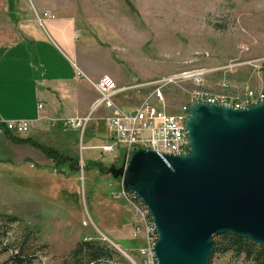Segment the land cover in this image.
I'll use <instances>...</instances> for the list:
<instances>
[{
	"label": "rangeland",
	"instance_id": "obj_1",
	"mask_svg": "<svg viewBox=\"0 0 264 264\" xmlns=\"http://www.w3.org/2000/svg\"><path fill=\"white\" fill-rule=\"evenodd\" d=\"M46 20L73 25L70 43L78 54L70 58L87 75L117 76L118 109L153 102L155 89L169 113L192 103L197 89L225 91L239 100L246 92L264 91V0H0V45L27 43L33 53L28 32L55 38ZM56 50L47 49L50 64L66 69L59 60L70 65L69 60ZM197 73L200 81L182 77ZM85 77L78 84L85 86ZM83 88L84 99L98 98ZM104 109L90 112L84 132L64 128L63 119L44 117L29 133L10 134L52 148L61 157L56 160L0 129V212L38 230L45 249L34 264H69L76 243L91 239L115 251L112 260L100 264H142L144 242L131 233L135 212L113 198L121 180L110 170L123 163L121 152L101 158L89 148L99 143V116H108ZM62 158L78 162V168L65 161L56 166ZM5 258L0 256V264ZM210 264L250 263L227 253Z\"/></svg>",
	"mask_w": 264,
	"mask_h": 264
},
{
	"label": "water",
	"instance_id": "obj_2",
	"mask_svg": "<svg viewBox=\"0 0 264 264\" xmlns=\"http://www.w3.org/2000/svg\"><path fill=\"white\" fill-rule=\"evenodd\" d=\"M186 113V156L133 150L110 170L148 210L157 264H208L220 234L264 246V101Z\"/></svg>",
	"mask_w": 264,
	"mask_h": 264
},
{
	"label": "built area",
	"instance_id": "obj_3",
	"mask_svg": "<svg viewBox=\"0 0 264 264\" xmlns=\"http://www.w3.org/2000/svg\"><path fill=\"white\" fill-rule=\"evenodd\" d=\"M44 15L48 16L49 14L45 13ZM80 75L85 77L82 73ZM200 75L199 73L184 74L182 77L193 76L200 81ZM86 80L98 96L93 104V111L97 108L112 111L111 115L105 119L108 141L100 148L102 155L121 152L120 157L125 160L133 150L140 149L153 151L160 156L179 157L188 154L189 146L185 126L186 107H182L179 113H169L164 106L162 94L158 89H155L152 95L153 102L144 101L131 110H121L114 104V96L118 90L110 77L103 76L96 82L88 78ZM191 95L192 102L202 101L235 109L249 108L264 101V91L246 92L241 100L229 97L225 91L210 93L197 89ZM90 115L89 113L84 117L65 118L62 120V125L67 129L84 132L90 121ZM0 125L3 126L2 130L21 135L30 130L31 122L20 119L0 121ZM113 198L127 202L135 212L137 219L131 233L135 239H142L144 242L140 250L142 264H157L153 252L157 232L146 207L133 194L124 190L122 182L119 191L113 194ZM104 239L109 242L107 238Z\"/></svg>",
	"mask_w": 264,
	"mask_h": 264
},
{
	"label": "crops",
	"instance_id": "obj_4",
	"mask_svg": "<svg viewBox=\"0 0 264 264\" xmlns=\"http://www.w3.org/2000/svg\"><path fill=\"white\" fill-rule=\"evenodd\" d=\"M67 20L68 18L64 22H68ZM46 21L50 22L48 27L55 34V38L50 35L51 41H48L40 32H37V37L28 32L32 40L30 42L31 47H34L33 53L29 51L27 43L0 45V121L28 120L31 122L28 133L32 127L41 123L44 117L62 120L70 117L87 116L93 111V104L97 98L89 100L82 97L85 89L83 87L93 91L94 89L88 84L86 79L83 82L85 86L78 84L80 79H83L80 73L93 82H96L103 76H109L101 74L97 77H90L72 62L71 58H76L78 54L75 45L70 43L73 41L72 33H70L73 25L55 24L51 22L53 20ZM72 32H75V29ZM55 48L58 53H62L69 60L71 66L61 59L59 61L67 66L66 69L62 68L59 70L54 64H50L47 49L52 52ZM56 51L55 53L59 55ZM25 68L28 69L27 73H25ZM31 69H33V75L31 76L33 80L29 77ZM111 75L113 78L109 77L115 82L114 79L117 76ZM133 108H128L127 110ZM119 109L123 110L122 108ZM104 110L108 112V116L111 115V110ZM108 116L107 114L99 116L100 121L98 124L102 127V130L99 131L101 133L99 135V143L96 146L89 147L98 150L101 158L104 155L101 154L100 148L108 141V130L105 125V119ZM23 139L32 140L30 137ZM119 160L124 161L121 157H119ZM97 170L99 171V169ZM132 217L136 218L135 213Z\"/></svg>",
	"mask_w": 264,
	"mask_h": 264
},
{
	"label": "trees",
	"instance_id": "obj_5",
	"mask_svg": "<svg viewBox=\"0 0 264 264\" xmlns=\"http://www.w3.org/2000/svg\"><path fill=\"white\" fill-rule=\"evenodd\" d=\"M13 11V3L9 8ZM1 129H3V126ZM4 134L16 143H26L44 151L47 156L53 160L60 157L57 151L42 147L30 139L11 138L10 132L3 130ZM61 158V157H60ZM65 161L68 164H74L78 168V162L75 163L68 158H62L61 162H55L59 166ZM91 167L102 169L101 164L92 162ZM214 249L211 254V260L222 254L231 253L234 257H243L250 264H264V246L250 242L231 234H220L214 238ZM45 249L40 243V235L37 229L31 228L22 223V221L11 214L0 212V256L6 255L1 264H34L39 253ZM115 255V251L110 245L100 240H81L69 254V264H100L110 261Z\"/></svg>",
	"mask_w": 264,
	"mask_h": 264
}]
</instances>
